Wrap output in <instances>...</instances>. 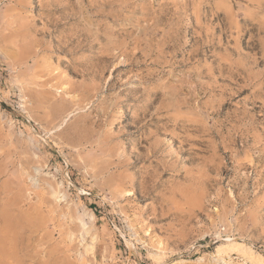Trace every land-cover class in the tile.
Segmentation results:
<instances>
[{"label":"rangeland","instance_id":"rangeland-1","mask_svg":"<svg viewBox=\"0 0 264 264\" xmlns=\"http://www.w3.org/2000/svg\"><path fill=\"white\" fill-rule=\"evenodd\" d=\"M227 238L264 256V0H0V264H264Z\"/></svg>","mask_w":264,"mask_h":264},{"label":"bare ground","instance_id":"bare-ground-1","mask_svg":"<svg viewBox=\"0 0 264 264\" xmlns=\"http://www.w3.org/2000/svg\"><path fill=\"white\" fill-rule=\"evenodd\" d=\"M228 239V238H227ZM228 243H226V245L223 244V246L221 245V247H219L220 250H224L223 248L224 247H236V248H239L241 249V251H246L248 252L249 256L252 257V258H257V259H261L263 258L264 259V256H262L261 254H259L257 251L253 250L252 248L250 247H246V245L242 242H238L236 241V239H228L227 240ZM92 249V247H91ZM222 252V251H221ZM225 252V251H224ZM247 255V254H246ZM247 257V256H246ZM256 261V260H255Z\"/></svg>","mask_w":264,"mask_h":264}]
</instances>
